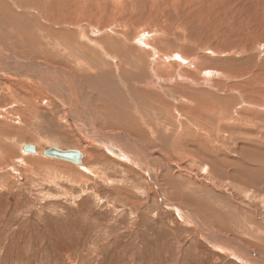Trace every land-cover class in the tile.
<instances>
[{"label": "rangeland", "instance_id": "rangeland-1", "mask_svg": "<svg viewBox=\"0 0 264 264\" xmlns=\"http://www.w3.org/2000/svg\"><path fill=\"white\" fill-rule=\"evenodd\" d=\"M11 1L0 32L16 16L30 42L0 58V264H264V0H94L89 20V0L52 19ZM149 63L175 98L138 81ZM202 80L213 88L182 82Z\"/></svg>", "mask_w": 264, "mask_h": 264}, {"label": "bare ground", "instance_id": "bare-ground-1", "mask_svg": "<svg viewBox=\"0 0 264 264\" xmlns=\"http://www.w3.org/2000/svg\"><path fill=\"white\" fill-rule=\"evenodd\" d=\"M9 1V0H8ZM71 1V0H70ZM74 1V0H73ZM94 0H89L86 4H77L78 6L76 7V9H77V13H78V15H80L81 16V19H83V20H89V17H87V16H84V14H83V12L84 11H86L87 9H89L90 8V5L92 4V2H93ZM226 1V0H225ZM229 1V0H228ZM227 1V2H228ZM239 1V0H238ZM238 1H236V2H238ZM250 1V0H249ZM261 1H263V0H261ZM10 2L12 3V1L10 0ZM65 2H68V0H44V2H42L41 0H36V4H35V6H37V8L38 9H40L41 11H43V13L45 14V18L46 19H52V17H50L48 14V11H49V8H54V7H56L57 5L58 6H62ZM241 2H243V1H241ZM253 3H254V1H252ZM11 3H10V5H11ZM13 3H14V1H13ZM18 4H19V2H17ZM73 3V2H72ZM235 3V2H234ZM240 3V2H239ZM247 3V2H246ZM249 3V2H248ZM263 4H264V2H262ZM228 4V3H227ZM236 4V3H235ZM238 4V3H237ZM243 4V3H242ZM10 5H8V4H6V7H5V9L6 10H8V9H10ZM13 6L15 5V4H12ZM76 5V4H75ZM225 5V4H224ZM241 5V4H240ZM250 5V4H249ZM67 6H68V8L70 9V4L68 3L67 4ZM243 6H244V4H243ZM246 6H247V4H246ZM251 6V5H250ZM260 6V5H259ZM217 7V6H216ZM229 7H230V5H229ZM228 7V8H229ZM232 7V6H231ZM254 7H256V6H254ZM247 8H250V7H246V9ZM257 8V7H256ZM216 9V8H215ZM225 9V8H224ZM237 9V8H236ZM235 9V6H234V10H236ZM242 9H244V8H242ZM253 9V8H252ZM12 10V9H11ZM11 10H9V12L11 11ZM14 10V9H13ZM231 10V9H230ZM249 10V9H248ZM251 10V9H250ZM15 11V10H14ZM14 11H13V13H14ZM34 10H32V12H33ZM219 11V10H218ZM247 11V10H246ZM254 11H255V9H254ZM257 11H258V9H257ZM260 11V10H259ZM16 12V11H15ZM30 12V11H29ZM229 12V10H227V13ZM231 12H232V10H231ZM241 12V11H240ZM248 12V11H247ZM2 13V12H1ZM12 13V14H13ZM37 13V12H36ZM222 13V12H221ZM238 13H239V9H238ZM242 13V12H241ZM245 13V12H244ZM244 13H242V14H244ZM250 13V12H249ZM27 14H29V13H27ZM27 14H26V17H27ZM38 14V13H37ZM36 14V15H37ZM234 14H235V12H234ZM241 14V15H242ZM251 14V13H250ZM250 14H248L249 15V17H250ZM260 14V13H259ZM1 15V14H0ZM4 15V14H3ZM14 15V14H13ZM199 15V14H198ZM213 15H214V13H213ZM221 15V14H220ZM219 15V16H220ZM222 15H224V13L222 14ZM227 16H228V14H226ZM230 15V14H229ZM35 16V15H34ZM205 16V15H204ZM236 16V15H235ZM240 16V15H239ZM245 16V15H244ZM243 16V17H244ZM253 16H254V18L256 17L255 16V14H253ZM26 17H24V19L26 18ZM42 17V16H41ZM213 17V16H212ZM223 17V16H222ZM237 17V16H236ZM37 18V17H36ZM215 18H217V17H215ZM229 18V17H228ZM235 18V17H234ZM240 18V17H239ZM245 18H246V16H245ZM256 18H258V17H256ZM2 19H3V17H2ZM4 19H6V18H4ZM3 19V20H4ZM16 19H18V18H16V16L14 17V19H12V17H11V21H10V24H7V22L5 21V22H2L3 23V25H4V27H5V34L6 35H4L3 33H1L0 32V34H3V35H0V38L1 37H4V38H6V41H4V42H6V44L7 43H9V44H12L13 45V47L11 48V49H9L8 48V46L5 44V43H3L2 41V38H1V42H2V44L0 43V58H1V56L3 55V56H5V54L6 53H9L12 57H13V59L11 58V61H13L14 63H15V60L16 61H20L21 60V58H20V55H18V54H16L15 53V51L13 52L12 50H14L13 48L15 47V45L13 44V42L15 41V42H18V39L20 40L18 43H17V46H18V44H20V45H23V44H26V43H24L25 42V39H27V38H25V36L23 35V33H24V31L22 30V28L23 27H21V25L19 26L18 24H17V20ZM40 19V18H39ZM248 19V18H247ZM259 19V18H258ZM23 20V19H22ZM26 20V22H27V20H28V18L27 19H25ZM24 20V21H25ZM38 20V19H37ZM235 20V19H234ZM2 20H0V22H1ZM9 21V20H8ZM35 21V20H34ZM216 21V20H215ZM219 21V20H218ZM262 21H264V19L262 20ZM240 22H241V19H240ZM244 22V21H243ZM246 22V21H245ZM248 22V21H247ZM258 22V21H257ZM257 22H255V23H257ZM22 23V22H21ZM24 23V22H23ZM29 23V22H28ZM27 23V24H28ZM32 23V22H31ZM233 23V22H232ZM235 23V22H234ZM253 23H254V20H253ZM259 23V22H258ZM261 23V22H260ZM262 24V23H261ZM250 25H252V26H255V25H253V24H251V21H250ZM24 26V25H23ZM26 26V25H25ZM257 26V25H256ZM258 26H259V24H258ZM3 27V26H2ZM31 27V26H30ZM32 27H33V25H32ZM34 27H35V25H34ZM26 29V28H25ZM29 28H27V30H28ZM33 29V28H32ZM110 30V29H109ZM30 31H31V29H30ZM34 31V30H33ZM36 31V30H35ZM110 33H111V31H109ZM39 33H40V31H39ZM112 33H114V32H112ZM111 33V34H112ZM37 35H38V33H37ZM41 35H42V33H41ZM44 35V34H43ZM43 35H42V37H43ZM113 35V34H112ZM116 35V34H115ZM82 36H84V35H82ZM140 36H142V35H140ZM145 36V35H144ZM85 37V36H84ZM83 37V38H84ZM29 39V38H28ZM27 39V41L26 42H28L29 40ZM39 39H41L40 37H39ZM144 39H146V38H144ZM44 40V39H43ZM72 40V39H71ZM138 40V39H137ZM30 42V41H29ZM39 42H41V40H39ZM46 42V41H45ZM3 44H5L6 46H7V48L3 45ZM16 44V43H15ZM28 44V43H27ZM32 44V43H31ZM39 44V43H38ZM44 44V43H43ZM33 45V44H32ZM45 45V44H44ZM57 46V45H56ZM136 46V45H135ZM239 46H241V45H239ZM29 47V46H28ZM24 48H26L25 46H24ZM16 49V48H15ZM20 49H21V47H20ZM35 49V48H34ZM37 49H39L40 50V48L38 47ZM137 50V49H136ZM12 51V52H11ZM18 51V50H17ZM38 51V50H37ZM41 51V50H40ZM41 52H43V51H41ZM138 53H136L137 54V56L140 54V52H141V54H142V51L140 50V49H138V51H137ZM135 53H133V54H135ZM144 53V52H143ZM25 54V53H24ZM30 54V53H29ZM32 54V53H31ZM43 54V53H42ZM135 54V55H136ZM146 54V53H145ZM9 55V56H10ZM27 55V54H26ZM142 56V55H141ZM147 56V55H146ZM7 57V56H6ZM156 57H158V55H157V53L154 51V56H152L151 58H150V62L151 63H155V61H156ZM3 58V57H2ZM5 58V57H4ZM3 58V59H4ZM135 58V57H134ZM137 58V57H136ZM8 59V58H7ZM6 59V60H7ZM165 60H166V58H164ZM140 60V59H139ZM149 60V59H148ZM9 61H10V59H9ZM8 61V62H9ZM9 62L11 65H12V62ZM23 61V60H22ZM21 61V62H22ZM28 62V61H27ZM134 62H135V60H134ZM8 63V64H9ZM31 63V62H30ZM151 63H149L148 64V67H149V69H148V71H146L145 69H141V66L140 65H138V67L136 68V71H138V69H140L139 70V75H137V78L140 76L142 79L141 80H139L138 79V81H141V82H143V80H145L142 84H143V86L146 88V89H148V88H150V90H154V91H156V92H160L161 94H164V95H166V98H168V97H174L173 95H175V94H173L171 91L172 90H169V88H166V89H164V92L165 93H162L161 92V90L159 89V87H158V89H157V87H155V88H153L155 85H156V81L155 80H157V81H159V78L157 77V71H156V69H155V67H152V64ZM19 64H20V62H19ZM26 64V63H25ZM141 64V63H140ZM21 65V64H20ZM24 65V64H23ZM28 65H30L29 64V62H28ZM132 65V64H131ZM134 65V64H133ZM184 65H186L185 63H184ZM33 66V65H32ZM35 66H37V65H35ZM27 67V66H26ZM40 67V66H39ZM43 67H45V66H43ZM42 67V68H43ZM147 67V68H148ZM12 68V67H11ZM34 68V67H33ZM41 68V69H42ZM46 68V67H45ZM0 69L2 70V71H9V68H6V66L3 68L2 67V65H0ZM24 69V68H23ZM28 69H29V67H28ZM31 69V68H30ZM40 69V70H41ZM47 69H49L51 72H52V74H51V78H52V81H54V82H56V77H55V74L56 73H54V70H52L51 68H47ZM38 70V69H37ZM29 71V70H28ZM47 71V70H46ZM117 72H118V74L115 76V78H120V75H119V72H120V68H118L117 70H116ZM213 71V70H212ZM13 72V71H12ZM11 71H10V74L12 73ZM31 72V71H30ZM42 72V71H41ZM50 72V73H51ZM55 72H56V70H55ZM148 72V73H147ZM14 73V72H13ZM25 73H26V71H25ZM213 73V72H212ZM216 73V72H215ZM5 75H6V73H4ZM29 74H31V73H29ZM207 74V73H206ZM9 75V74H8ZM12 75V74H11ZM10 75V76H11ZM45 75V74H44ZM63 75V74H62ZM183 76V75H182ZM14 77H16L15 75H14ZM13 77V78H14ZM186 77V76H185ZM209 77V76H208ZM2 78H4L5 79V77H4V75L2 76ZM1 78V79H2ZM39 78V77H38ZM172 78V77H171ZM187 78V77H186ZM223 78V77H222ZM12 79V78H11ZM16 79V78H15ZM91 81H95V82H98L99 81V79L98 78H92L91 76H90V78H89ZM105 79V78H104ZM179 79V77H177V80ZM50 80V79H49ZM175 78L174 79H172V81H169V82H167L166 83V81H161V82H163V83H166V84H168V85H173L174 83H180V81H177ZM180 80V79H179ZM183 80V79H182ZM186 80V79H185ZM188 80V79H187ZM2 81V80H1ZM16 81H18V80H16ZM51 81V80H50ZM203 81L204 80H202V81H182L183 83H188L189 84V88L190 87H192V89H196V90H205L206 89V87H210V88H213V85L211 84V83H209V82H205V83H203ZM250 81V80H249ZM7 82V81H6ZM62 82V81H61ZM121 82H123V79H122V81ZM134 82V81H133ZM132 82V83H133ZM137 81H135V83H136ZM43 83V82H42ZM72 83V82H71ZM74 83V82H73ZM99 83V82H98ZM106 83V82H105ZM129 83H131L130 81H129ZM209 83V84H208ZM56 84V83H55ZM12 85V84H11ZM72 85V84H71ZM175 85V84H174ZM8 86V85H7ZM75 86V85H74ZM136 86H137V84H136ZM176 86V85H175ZM174 87V86H173ZM173 87H171V89H173ZM185 87V86H184ZM12 88V87H11ZM175 88V87H174ZM176 88H177V86H176ZM8 89V88H7ZM74 89V88H73ZM109 89V88H108ZM71 90V89H70ZM69 90V91H70ZM111 90V89H110ZM149 90V89H148ZM148 90L146 91L145 90V92H148ZM8 91V90H7ZM72 91V90H71ZM134 92H136V90L134 91ZM155 92V93H156ZM107 93V92H106ZM229 93V92H228ZM11 94V93H10ZM173 94V95H172ZM13 95V94H12ZM163 95V96H164ZM69 96H70V94H69ZM68 96V97H69ZM168 96V97H167ZM165 97V96H164ZM176 97H178V95L176 96ZM170 98V99H171ZM175 98V97H174ZM180 98V97H179ZM203 98V97H202ZM178 99V98H177ZM172 100V99H171ZM173 100H175V99H173ZM179 100V99H178ZM185 98H183V100L182 99H180L179 101H181V102H185ZM206 100V99H205ZM211 100V99H210ZM130 103L133 105L132 106V109H133V111H134V113L135 114H137L138 113V110H139V108H138V104L137 103H135L133 100H131L130 101ZM242 103V102H241ZM185 104V103H184ZM198 107V106H197ZM124 109H127L126 107H124ZM5 117V116H4ZM6 119H7V117H6ZM143 124H145L146 122H142ZM177 145H179V144H177ZM136 147V149H137V151L139 152V156L141 157V158H143L144 160H145V163L146 162H148V158H147V156L144 154V153H141L142 151L140 150V148L138 147V146H135ZM135 150V148L133 149V151ZM173 151H176V149L174 150L173 149ZM181 152L183 151L184 152V150H180ZM179 151V152H180ZM123 152H124V150H123ZM131 152V151H130ZM182 152V153H183ZM30 153V152H29ZM37 153V152H36ZM128 153V152H127ZM132 153V152H131ZM176 153V152H175ZM185 153V152H184ZM184 153H183V155H184ZM129 154V153H128ZM131 155V154H130ZM134 155V154H133ZM183 155H182V157L180 156L179 158H183ZM150 156V155H149ZM127 157H128V155H127ZM178 157V156H177ZM130 158H132V156L130 157ZM151 157H149V159H150ZM130 160V159H129ZM132 160V159H131ZM150 161H152V159L150 160ZM150 164V163H149ZM84 165V164H83ZM152 165V164H151ZM150 171H152L150 168L148 169V170H146V172L147 173H149V177H150V179L153 181V184H154V186H155V188L157 189V190H159V185H158V183H156V181H157V179H155L156 177H154L153 176V178H151L152 176L150 175ZM156 173V172H155ZM157 174V173H156ZM156 176V175H155ZM180 185V184H179ZM176 187H179L178 185L176 186ZM181 188H183V187H181ZM177 208H179V207H177ZM224 213V212H223ZM222 214V213H221ZM241 217V216H240ZM223 240V239H222ZM233 244V243H232ZM214 245H216L217 246V248L218 247H220V248H222V249H226V247H225V242H223V241H221V240H219V241H217V242H215V244ZM213 245V246H214ZM219 249V248H218ZM221 250V249H220ZM225 251H228V246H227V249L225 250ZM241 251V250H240ZM235 254V253H234ZM242 254V251H241V253H238V255L239 256H243V255H241ZM247 261H249L248 259H246Z\"/></svg>", "mask_w": 264, "mask_h": 264}, {"label": "water", "instance_id": "water-1", "mask_svg": "<svg viewBox=\"0 0 264 264\" xmlns=\"http://www.w3.org/2000/svg\"><path fill=\"white\" fill-rule=\"evenodd\" d=\"M23 151L36 153L37 148L33 144H26ZM41 152L45 157L71 162L77 166H83V158L85 157V154L78 149H61L56 146H51Z\"/></svg>", "mask_w": 264, "mask_h": 264}, {"label": "crops", "instance_id": "crops-1", "mask_svg": "<svg viewBox=\"0 0 264 264\" xmlns=\"http://www.w3.org/2000/svg\"><path fill=\"white\" fill-rule=\"evenodd\" d=\"M176 208H177V207H176ZM228 244H231V242H229V241H225L226 249H227ZM235 246H236V245H235ZM236 248H237V247H236ZM226 249H225V250H226ZM237 253H241V251H240L239 248L237 249ZM241 255H243V254H241Z\"/></svg>", "mask_w": 264, "mask_h": 264}]
</instances>
